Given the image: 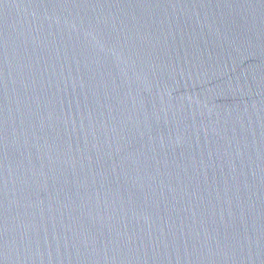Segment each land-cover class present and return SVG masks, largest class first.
Returning a JSON list of instances; mask_svg holds the SVG:
<instances>
[{
    "label": "water",
    "instance_id": "water-1",
    "mask_svg": "<svg viewBox=\"0 0 264 264\" xmlns=\"http://www.w3.org/2000/svg\"><path fill=\"white\" fill-rule=\"evenodd\" d=\"M0 264H264V0H0Z\"/></svg>",
    "mask_w": 264,
    "mask_h": 264
}]
</instances>
